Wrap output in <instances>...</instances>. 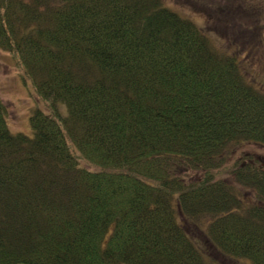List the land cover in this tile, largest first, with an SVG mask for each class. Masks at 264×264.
<instances>
[{"label":"trees","instance_id":"1","mask_svg":"<svg viewBox=\"0 0 264 264\" xmlns=\"http://www.w3.org/2000/svg\"><path fill=\"white\" fill-rule=\"evenodd\" d=\"M0 49L45 107L15 134L0 100V264H264V92L196 23L0 0Z\"/></svg>","mask_w":264,"mask_h":264},{"label":"rangeland","instance_id":"2","mask_svg":"<svg viewBox=\"0 0 264 264\" xmlns=\"http://www.w3.org/2000/svg\"><path fill=\"white\" fill-rule=\"evenodd\" d=\"M251 1L163 0L166 7L196 23L221 52L235 56L247 80L264 92V0ZM235 12H240L237 19L233 18ZM0 100L7 108L10 130L32 136L31 117L37 109L44 110V104L22 76L14 57L1 49ZM244 154L243 165L249 159L251 165L264 168L263 147L248 146Z\"/></svg>","mask_w":264,"mask_h":264},{"label":"flooded vegetation","instance_id":"3","mask_svg":"<svg viewBox=\"0 0 264 264\" xmlns=\"http://www.w3.org/2000/svg\"><path fill=\"white\" fill-rule=\"evenodd\" d=\"M246 1V0H245ZM250 2H252L251 0H249Z\"/></svg>","mask_w":264,"mask_h":264}]
</instances>
